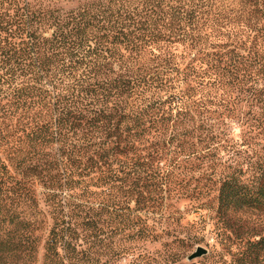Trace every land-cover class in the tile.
<instances>
[{
    "label": "trees",
    "instance_id": "16d2710c",
    "mask_svg": "<svg viewBox=\"0 0 264 264\" xmlns=\"http://www.w3.org/2000/svg\"><path fill=\"white\" fill-rule=\"evenodd\" d=\"M232 213L264 214V0H0V264H185ZM243 218L205 264H264Z\"/></svg>",
    "mask_w": 264,
    "mask_h": 264
},
{
    "label": "rangeland",
    "instance_id": "374dc122",
    "mask_svg": "<svg viewBox=\"0 0 264 264\" xmlns=\"http://www.w3.org/2000/svg\"><path fill=\"white\" fill-rule=\"evenodd\" d=\"M210 209L207 212L212 213V215L215 214L216 209V200H215V193H213L210 197ZM206 212V213H207ZM201 213L203 214L204 211L197 212V214H192V216H189L190 218L193 217V215H197L200 217ZM243 217H247L246 220L251 223L258 224V227L260 231L264 234V214L261 213L259 215L242 214ZM207 216V215H206ZM241 217L238 218V214L232 213L229 217V226L228 230L225 231L226 235H222L220 232H218L217 226L215 224L217 218H211V219H205L203 218L199 219L197 223L193 225H189L184 227L181 232L183 235H186L187 237H180L185 241L184 243V251L185 254L188 256L190 255L197 246H202L206 248L207 252L206 254L194 258L192 260H187V256L184 259L185 264H205L206 260H208L212 255H216L218 252H223L224 243L222 242L224 237H236V233L238 230H240L241 227H244V224L246 223ZM256 221V222H255ZM216 228V229H215ZM236 232V233H235ZM167 240L172 239L173 237H166ZM103 239H107V237H103ZM131 237H113L114 241H125L126 245H129V240ZM146 249L153 250L154 248L158 249L160 248L159 243H144L142 244ZM226 253V249L224 251ZM101 253V252H100ZM126 256V255H125ZM122 256L119 263L120 264H126L129 260L130 256ZM106 256L105 254L101 253V258L104 259Z\"/></svg>",
    "mask_w": 264,
    "mask_h": 264
},
{
    "label": "water",
    "instance_id": "95a60500",
    "mask_svg": "<svg viewBox=\"0 0 264 264\" xmlns=\"http://www.w3.org/2000/svg\"><path fill=\"white\" fill-rule=\"evenodd\" d=\"M206 252H207L206 248L202 246H197L196 249L190 255L187 256V260L189 261L194 258L200 257L206 254Z\"/></svg>",
    "mask_w": 264,
    "mask_h": 264
}]
</instances>
